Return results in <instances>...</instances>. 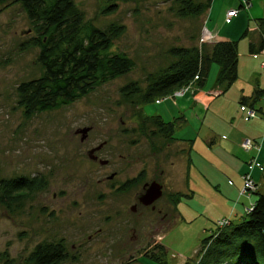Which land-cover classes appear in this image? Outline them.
<instances>
[{"label": "rangeland", "instance_id": "374dc122", "mask_svg": "<svg viewBox=\"0 0 264 264\" xmlns=\"http://www.w3.org/2000/svg\"><path fill=\"white\" fill-rule=\"evenodd\" d=\"M73 1L84 24L104 32L124 29L112 50L136 66L70 107L27 119L17 89L44 75L39 49L31 43L37 33L19 0H0V179H44L42 188L19 202L5 205L0 196V264H33L36 248L47 243L64 246L61 264H195L205 239L253 209L256 197L243 193L244 174L264 191L259 170L264 167V97L248 108L252 117L258 114L250 122L241 105L264 90V0H213L203 15L186 18L180 16V0ZM191 1L206 5L208 0ZM113 5L116 12L107 13ZM232 10L237 16L228 25ZM231 41L239 48L238 79L231 87L218 83L220 67L213 64L203 87L195 79L188 85L194 92L182 88V97L173 94L145 106L148 89L179 61L173 51L204 56L215 44ZM144 113L166 122L184 119L174 135L182 140L167 149V137ZM85 128L91 132L82 143L76 133ZM104 143L100 156L109 166L89 162L87 152ZM182 147L187 158L181 157ZM120 153L129 154L128 162L118 159ZM254 155L261 164L249 163ZM143 169L151 177L166 172L169 189L163 199L168 196L180 216L174 215L171 229L152 232L146 226L153 217H142L138 235L144 233L147 242L124 244L131 235L128 222L139 219L110 205L118 199V183ZM114 172L117 178L108 182ZM143 251H160L161 261Z\"/></svg>", "mask_w": 264, "mask_h": 264}, {"label": "trees", "instance_id": "16d2710c", "mask_svg": "<svg viewBox=\"0 0 264 264\" xmlns=\"http://www.w3.org/2000/svg\"><path fill=\"white\" fill-rule=\"evenodd\" d=\"M19 2L35 26L37 38L31 43L39 49L38 60L44 70L41 78L25 82L17 89L18 106L25 118L70 107L102 85L129 74L135 68V62L126 54L114 53L112 50L114 40L122 34L123 28L113 27L104 32L94 24H84L83 14L73 0ZM212 2L208 0L206 5H195L191 0H180V16H201L211 8ZM115 7L107 8L106 12H116ZM258 22L261 24L263 21ZM262 34L264 36V32ZM262 43L264 46L263 37ZM172 53L179 61L148 89L143 97L145 106L173 95L193 83L196 77H199L196 84L203 87L213 64L220 67L219 84L229 88L238 79L239 48L236 41L215 44L210 53L204 56L187 51ZM136 92L133 91V94ZM263 97L264 90L258 91L252 101L243 99L241 105L252 108ZM242 113L248 119L247 114ZM148 119L156 125L160 135L172 139L178 125L184 120L176 118L166 122L160 115H146ZM177 138L174 139L182 140ZM43 186L42 177L15 181L0 179L1 202L5 205L19 202ZM253 195L256 200L251 212L243 216L244 220L240 223H233L225 229L217 228L218 231L205 239L199 251L201 258L198 257L195 264H264V191ZM146 254L161 261L160 251ZM66 257L62 245L47 243L36 248L31 262L61 264Z\"/></svg>", "mask_w": 264, "mask_h": 264}, {"label": "flooded vegetation", "instance_id": "af4514ba", "mask_svg": "<svg viewBox=\"0 0 264 264\" xmlns=\"http://www.w3.org/2000/svg\"><path fill=\"white\" fill-rule=\"evenodd\" d=\"M167 141H169L167 144V149H171L172 146L177 144V143H175L177 140L172 139V138L167 137ZM84 142H82V143H84ZM106 146H107V143H105V146L101 150H99L95 153V156L98 158V160H92V159H90V156H89L90 151H92L98 147H95V148H92L91 150H89L87 152V158H88L89 162H91L95 165H100L102 167L109 166V161L102 159L100 156V153L103 151V149ZM182 151L183 152L180 153L181 157L187 158L186 157L187 156L186 155L187 154L186 149L184 147H182ZM128 156H129V154L124 155V154L120 153L118 155V159L123 161V162H128L127 161ZM167 158H168V156H167ZM167 158H166V162L170 161V158L169 159H167ZM102 162H107V164L102 165ZM173 165H174V163L171 161L170 166H173ZM159 173H160L159 175L157 173H154L153 176L151 177V176H148V173L146 172V170L143 169L139 173H137L135 176L126 178L122 183L121 182L118 183L119 185L115 187L117 195H115V194L114 195L117 196L118 199H115V201L112 202V203L115 202V205L112 204L110 206H115V209H114L115 212H119L120 207H122V208L125 207V209L127 211L128 210L131 211L128 213H130L134 216H137V218L139 219L137 221L130 220L128 222L129 226H128L127 231L131 235L127 237V240L124 242V244H128V243L129 244H137V243H141L142 241L147 242L148 239H146V237H145L146 235H144V233H142L143 238H140L138 235V233L140 232V227L145 225V224H140L142 217H145V216H147L149 218L153 217L152 220L149 222V227L146 226L148 228V230L150 232H152L155 230L171 229L173 222L176 220L174 218V215L177 214V217L180 216L179 215L180 213L177 210L178 207H177V209L174 208V204L169 199V197L166 196V198L163 199L164 193H166V191H168V189H169V181L167 180L168 177H167V174L165 171H161ZM173 173L174 172H172V174ZM116 178H117V173L114 172L111 176H109L106 179L108 180V182H110V181H114ZM153 183H157V184L162 186L163 196H162V198H160L159 200H157L153 204L147 206L142 201V198L146 194L147 190L149 189V187ZM99 184H102V181H99ZM171 195L172 194H170L169 196L172 197ZM89 239H91V238L89 237ZM144 239H146V241H144ZM60 245H62V244H60Z\"/></svg>", "mask_w": 264, "mask_h": 264}, {"label": "water", "instance_id": "95a60500", "mask_svg": "<svg viewBox=\"0 0 264 264\" xmlns=\"http://www.w3.org/2000/svg\"><path fill=\"white\" fill-rule=\"evenodd\" d=\"M91 131V128H85L83 130L77 131V135H81V141L84 142L88 139V134ZM105 146V143L100 145L98 148L90 151L89 156L92 160H98V158L95 156V153L99 150H101ZM107 164V162H102V165ZM163 196V188L161 185L157 183H153L149 189L147 190L146 194L143 196L142 201L145 205L149 206L162 198Z\"/></svg>", "mask_w": 264, "mask_h": 264}, {"label": "bare ground", "instance_id": "6f19581e", "mask_svg": "<svg viewBox=\"0 0 264 264\" xmlns=\"http://www.w3.org/2000/svg\"><path fill=\"white\" fill-rule=\"evenodd\" d=\"M184 90H185V92L186 91H188V93L189 92H194L195 91V88L192 86V87H190V86H186V87H184L183 88ZM176 93L178 94V91H176ZM174 95H175V93H174ZM191 95V94H190ZM192 96V95H191ZM158 103H162V101L160 100V102H158ZM245 114H247L248 116H249V118H254V119H257V117H258V114H257V116L255 115L254 117H251L250 116V114H251V112L247 109V108H245ZM175 120V119H174ZM246 122H250V120L249 119H244ZM179 144H181L180 143V141H179ZM259 158L260 157H258L257 155H254V158H252V160L253 161H251L250 163L251 164H253V165H257L258 163L259 164H261L260 163V160H259ZM249 165V164H248ZM252 166V165H251ZM263 166V165H262ZM262 166H260L259 167V170H261V171H264V167H262ZM187 169H189V167H188V165H187ZM243 185L244 186H246L247 185V191L249 192V194H250V198H252L254 195L253 194H255L256 192H258V190H259V185H258V183H256V184H254L255 186H252V185H250L249 183H248V181L246 180V177L245 176H243ZM256 187V188H255ZM258 189V190H257ZM260 192V191H259ZM253 193V194H252ZM254 204V203H253ZM242 218H244V217H242ZM223 220L224 219H222V220H220V222L221 223H223ZM242 220H244V219H240V221H238V220H230V223L231 224H233V223H235V224H237V223H240ZM219 223V222H218ZM216 231H218V230H216ZM214 234V232L212 233V235ZM158 243H161V241H162V238H163V236H164V232L163 233H160V234H158ZM151 245V244H150ZM151 246H153V245H151ZM249 251H251V250H249ZM142 255H144V256H147V254H146V252H142Z\"/></svg>", "mask_w": 264, "mask_h": 264}, {"label": "built area", "instance_id": "2783aa9c", "mask_svg": "<svg viewBox=\"0 0 264 264\" xmlns=\"http://www.w3.org/2000/svg\"><path fill=\"white\" fill-rule=\"evenodd\" d=\"M237 16V12L236 11H230V12H228L227 13V17H226V24H231V22H232V20H233V18H235ZM196 79L198 80L199 79V77H196ZM190 87H192V86H190ZM184 90V89H183ZM182 90V91H183ZM185 91V90H184ZM177 97L178 96H180V97H182L181 95H182V93H180V92H178V94L176 93L175 94ZM247 108V107H246ZM248 109V108H247ZM244 110H245V107H244ZM244 112V111H243ZM248 116V115H247ZM251 117H252V115H250ZM248 119L250 120L251 118H249V116H248ZM246 145H247V148H248V150H250L251 148H252V145H251V142H246L245 143ZM242 147H244V146H242ZM244 149H246L245 147H244ZM247 150V149H246ZM253 161V160H252ZM246 180L248 181V183L250 184V185H252V186H254V181H253V179L251 178V176L249 175V174H247L246 175ZM246 189H247V185L246 186H244ZM256 188V187H255ZM244 192H248V191H243V193Z\"/></svg>", "mask_w": 264, "mask_h": 264}]
</instances>
